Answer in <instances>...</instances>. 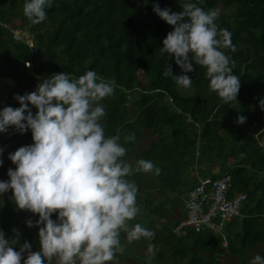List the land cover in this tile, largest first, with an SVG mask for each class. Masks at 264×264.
<instances>
[{
	"label": "trees",
	"instance_id": "16d2710c",
	"mask_svg": "<svg viewBox=\"0 0 264 264\" xmlns=\"http://www.w3.org/2000/svg\"><path fill=\"white\" fill-rule=\"evenodd\" d=\"M192 2L205 11L216 10L218 27L231 33L237 50L223 51L234 61L233 74L240 77L236 102L226 104L210 89L204 67L193 62V71L184 73L173 59L161 54L162 41L173 29L153 6L178 12L181 0H53L46 19L36 25L23 13L25 0H0V85L33 87L53 73L78 78L89 70L115 81L114 94L101 101L106 110L101 120L105 135L121 136L127 149L124 159L133 167L145 159L160 169L159 175L129 177L138 186L141 209L129 226L140 223L154 234L151 240L135 242L158 247L155 260L165 255L177 264H212L219 254V236L207 230L176 232L175 228L183 218V195L196 177L215 179L226 174L229 196L240 192L245 198L240 216L223 228L225 251L238 264H247L246 255L257 246V255L264 257V110L259 107L264 99V0ZM12 29L29 32L33 45L14 39ZM26 61L30 69L23 66ZM167 65L175 75L189 76L192 86L183 88L165 77ZM17 94L23 95L13 89L11 98L15 100ZM15 103L7 101L4 107L20 106ZM31 111L35 114V107ZM241 115L247 119L238 124ZM145 132L151 136L149 143L136 150ZM14 133L22 146L32 143L30 131L20 134L11 127L0 133V141ZM127 134H134L135 140L124 143ZM0 199V230L5 238L14 239L15 228L19 232L15 250L27 241L32 251H39V229L26 225L38 215L19 210L11 189ZM51 218L55 220L56 215Z\"/></svg>",
	"mask_w": 264,
	"mask_h": 264
},
{
	"label": "clouds",
	"instance_id": "9594fccd",
	"mask_svg": "<svg viewBox=\"0 0 264 264\" xmlns=\"http://www.w3.org/2000/svg\"><path fill=\"white\" fill-rule=\"evenodd\" d=\"M52 5L53 0H25L23 13L36 25L46 19V9ZM179 7L180 11L173 12L153 6L173 29L162 41L161 54L173 59L184 73L193 71V62L204 67L210 89L222 102H236L240 77L233 74L234 61L223 51L237 50L231 33L218 27L216 10L205 11L192 0H181ZM163 75L183 88L192 86L189 76L175 75L170 65ZM115 88V81H106L93 70L78 78L53 73L36 84L35 90L15 95L19 107L0 110V133L12 127L20 134L30 131L32 137L31 144L9 154L15 170L9 168V179L0 181V194L11 189L19 210L38 215L26 225L38 227L40 245L39 251H32L25 241L17 251L18 230L12 229L14 239H6L0 230V264H53L54 259L57 264H108L125 251L121 233L127 234L128 243L153 238L140 223L129 226L141 211L138 186L129 177L159 175L160 169L145 159L133 167L124 159L127 149L121 136L105 135L101 120L106 110L101 101L112 96ZM30 106L35 107V114ZM259 107L264 110V99ZM246 119L238 116L236 123ZM134 140V134L123 137L124 143ZM147 251V264H151L155 245ZM251 264H264V257L256 255Z\"/></svg>",
	"mask_w": 264,
	"mask_h": 264
},
{
	"label": "built area",
	"instance_id": "2783aa9c",
	"mask_svg": "<svg viewBox=\"0 0 264 264\" xmlns=\"http://www.w3.org/2000/svg\"><path fill=\"white\" fill-rule=\"evenodd\" d=\"M12 36L28 46L33 45L31 34L25 30L16 29ZM228 187L229 177L226 174L215 179L197 177L194 185L184 194L183 218L175 231L186 228L194 232L207 230L219 236L221 244L226 247L223 228L232 218L240 216L239 209L245 198L240 192L229 196Z\"/></svg>",
	"mask_w": 264,
	"mask_h": 264
},
{
	"label": "rangeland",
	"instance_id": "374dc122",
	"mask_svg": "<svg viewBox=\"0 0 264 264\" xmlns=\"http://www.w3.org/2000/svg\"><path fill=\"white\" fill-rule=\"evenodd\" d=\"M15 31H16L15 29L10 30V33L13 34V33H15ZM23 66L26 67L25 64ZM28 69H30V66L28 67ZM46 78L47 77H44V78H42V80L46 79ZM39 82H37L36 84H38ZM36 84L34 83L33 87H31V85L28 83H22L18 86H13V87H7V86L0 85V110H2L4 108V103L7 101H12L13 105L16 104L15 100H13L11 98V94L13 92V89H15L17 91H21L23 94H25V93H29V92L35 90ZM134 92L137 93V91H134ZM127 108L129 110L131 108V105L129 104L127 106ZM126 116H128V114L125 115V117ZM150 137L151 136H149V134L147 132H145L143 139L138 143V145L135 147V149L136 150L144 149V147L148 145ZM20 143H22V141H21V138L18 135V133L10 134L7 138V141L6 140L0 141V148H3V152L0 153V160L3 161V164L0 165V181H4L5 179H9V177L7 175L9 168H12L13 170H15V165L12 164V162L10 161L9 154L13 153L15 150H17L19 147H21L22 145ZM29 144H31V142H29ZM216 167H217L216 165L213 166L212 172H216ZM191 169H193V168L191 167ZM191 173L192 172H190V174ZM159 198H160V195L155 196L156 200H158ZM0 202H2L1 199H0ZM176 214H177L176 212H173L174 217ZM182 214H183V211H182ZM126 235H127L126 233H122V237H121L122 244L125 246V251H124L125 253H123V254L118 253L116 259L112 262H108V264H147V260H146V258L148 256L147 249L151 245V243H148L145 246L140 245L138 242H135V241L132 243H128ZM159 247H160L162 252L166 251L164 246H159ZM157 248L158 247H156V250H157ZM258 250H259V247L257 246L255 248H253L246 255L247 264H251V261L257 255ZM218 252H219V254L212 260V264H238L239 263L237 258H233L226 253L225 247L222 244L220 245ZM157 254L158 253L156 252V255ZM155 259L156 258L154 257V259L151 261V263H153V261ZM53 262L55 264H57V261L55 259L53 260ZM154 262L155 263H153V264H177V263H172V262L168 261L166 259L165 255L162 256L161 258H159V260H155Z\"/></svg>",
	"mask_w": 264,
	"mask_h": 264
}]
</instances>
